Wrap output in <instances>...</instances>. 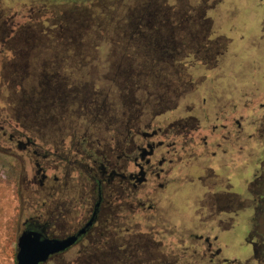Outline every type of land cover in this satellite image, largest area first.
I'll return each mask as SVG.
<instances>
[{
  "label": "rangeland",
  "instance_id": "1",
  "mask_svg": "<svg viewBox=\"0 0 264 264\" xmlns=\"http://www.w3.org/2000/svg\"><path fill=\"white\" fill-rule=\"evenodd\" d=\"M183 120L188 139L169 127ZM149 125L230 154L189 144L171 176L192 183L156 192L153 212L105 202L102 222L46 264H264V209L250 207L264 177V0H0V264H16L31 219L56 222L54 234L84 223L79 142L112 149ZM198 164L217 171V191L232 178L214 219Z\"/></svg>",
  "mask_w": 264,
  "mask_h": 264
},
{
  "label": "flooded vegetation",
  "instance_id": "2",
  "mask_svg": "<svg viewBox=\"0 0 264 264\" xmlns=\"http://www.w3.org/2000/svg\"><path fill=\"white\" fill-rule=\"evenodd\" d=\"M169 127H175L177 130L176 136L183 133V139H188L191 136L194 126L191 124L187 126L185 121H177ZM148 131H151V133L139 130L138 126L135 127V129H130L121 141L115 142V148L112 149L108 146L101 150L94 143L79 142L76 154H80V166L84 168L85 174L89 177V180H86L84 183V186L87 188V192L84 193V197H86L84 198V223L80 226V229L74 233L67 232L68 229L66 228H60L62 232L60 234H54L52 230L56 222H51L50 219L48 221H41V219H39L41 216H39L28 221L24 230L40 231L43 232L45 236L56 239H65L70 236L80 235L75 243V245H77L83 237H87V234L93 229L94 224L102 222L100 216L102 206L105 202L117 198L116 204L122 202V200H124V202L128 201L129 203H127V206H124L125 203H123V205H116L114 207L115 210H120L121 207H127L132 213H136L140 209L153 212L155 205L154 201H158L154 196L156 192H164V189H168L172 184L184 186L185 183H192L193 181L189 178L185 181V178L171 176L174 166L182 161V157L179 156L176 158V156L180 154L185 156V149H187L189 144L196 146V148L206 150L209 155L213 154L215 157H218L219 154H225L227 156L230 154V147L228 145H223L224 143L213 142L212 145H207L206 142L195 144L184 141L179 143H168L169 137L173 134L170 130H163L161 128L152 129V126L149 125ZM158 136L166 140L159 142L157 141ZM164 142H167V144ZM210 149L212 150L211 153L209 152ZM36 150H38V154L35 157H53L49 152L43 153L42 147H37ZM238 154L241 155L242 151L238 150ZM56 157L58 158V156ZM224 161L225 163L219 165L218 170L221 173L229 175L230 163H228L226 159ZM74 163L75 160L73 161V164ZM130 166H133L135 169L129 171ZM197 167L198 171L203 174V177H200L199 181L202 184V188H206L207 190V195H205L207 198L206 205L210 206L209 211L211 214L205 219H214L218 211L219 213H223V209L227 210V208L231 207V201H228L229 204H227V202L222 203V197L229 198L232 196V178H227L225 176V179L221 180L219 183V186L223 187L224 190L221 191L220 189L217 191L213 189V186H216L217 182L209 185V181H211L213 177H217V171L207 164H198ZM38 170L42 173L40 177L45 179L44 173L47 172L46 167H40ZM181 170L184 171V166ZM54 179L57 180V177H54ZM251 186L256 187L258 190L254 193L256 200L250 207L260 208L261 210L264 209V177H261V179L260 177H256L251 182ZM211 190L214 191V193H212ZM215 201L218 202L215 203ZM239 205L240 208L242 204L239 203ZM202 206L206 207L204 205ZM55 211L56 208H53L52 212ZM56 221H59V219H56ZM221 224L222 221L218 223L219 226H221ZM153 231L152 234L154 235ZM98 236L101 240L104 234L100 233ZM246 241L252 248L253 259L261 261L260 245L248 239ZM205 245L206 247H210V240H207ZM71 248L65 252L54 255L51 259L62 256ZM238 249L241 252L247 250L246 247L241 246H239Z\"/></svg>",
  "mask_w": 264,
  "mask_h": 264
},
{
  "label": "water",
  "instance_id": "3",
  "mask_svg": "<svg viewBox=\"0 0 264 264\" xmlns=\"http://www.w3.org/2000/svg\"><path fill=\"white\" fill-rule=\"evenodd\" d=\"M79 236L56 239L40 231L22 230L17 242L16 264H45L75 245Z\"/></svg>",
  "mask_w": 264,
  "mask_h": 264
}]
</instances>
